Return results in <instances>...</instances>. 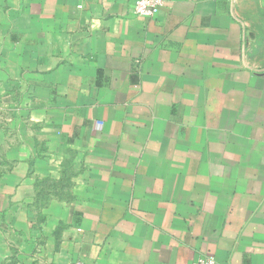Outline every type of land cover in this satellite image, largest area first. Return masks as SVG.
I'll return each mask as SVG.
<instances>
[{
  "label": "crops",
  "instance_id": "0c3cea01",
  "mask_svg": "<svg viewBox=\"0 0 264 264\" xmlns=\"http://www.w3.org/2000/svg\"><path fill=\"white\" fill-rule=\"evenodd\" d=\"M0 0V264H264V0Z\"/></svg>",
  "mask_w": 264,
  "mask_h": 264
},
{
  "label": "built area",
  "instance_id": "2783aa9c",
  "mask_svg": "<svg viewBox=\"0 0 264 264\" xmlns=\"http://www.w3.org/2000/svg\"><path fill=\"white\" fill-rule=\"evenodd\" d=\"M164 5V0H137L134 5L135 12L144 17H154L156 16L161 7ZM69 264H83L82 262H72ZM193 264H219V262L213 256H209L200 261H196Z\"/></svg>",
  "mask_w": 264,
  "mask_h": 264
},
{
  "label": "rangeland",
  "instance_id": "374dc122",
  "mask_svg": "<svg viewBox=\"0 0 264 264\" xmlns=\"http://www.w3.org/2000/svg\"><path fill=\"white\" fill-rule=\"evenodd\" d=\"M254 6L253 18L249 19L248 22L252 25L251 27L260 29V31L263 32L261 35H264V4L257 3ZM261 39L264 41V36H262Z\"/></svg>",
  "mask_w": 264,
  "mask_h": 264
}]
</instances>
